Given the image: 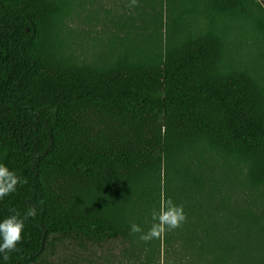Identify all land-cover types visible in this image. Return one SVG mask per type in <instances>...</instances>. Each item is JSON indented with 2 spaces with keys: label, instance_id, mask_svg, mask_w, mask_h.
Wrapping results in <instances>:
<instances>
[{
  "label": "trees",
  "instance_id": "1",
  "mask_svg": "<svg viewBox=\"0 0 264 264\" xmlns=\"http://www.w3.org/2000/svg\"><path fill=\"white\" fill-rule=\"evenodd\" d=\"M72 7L0 0V163L26 181L0 199L25 225L8 264L67 239H118L139 264H264V66L233 57L244 36L264 52V0H135L94 60L64 33ZM164 197L186 222L129 235Z\"/></svg>",
  "mask_w": 264,
  "mask_h": 264
},
{
  "label": "rangeland",
  "instance_id": "2",
  "mask_svg": "<svg viewBox=\"0 0 264 264\" xmlns=\"http://www.w3.org/2000/svg\"><path fill=\"white\" fill-rule=\"evenodd\" d=\"M129 13L135 14L132 0H73L64 31L73 53L80 59H97L108 48L112 32L115 31L114 22ZM196 20L198 25L200 23L199 27L207 25L206 20L201 17ZM221 24L232 28V25L239 23L227 20ZM221 24L219 23L220 26ZM246 37L244 36L241 43L247 44V49L233 51V57L235 60L248 59L250 64H257L261 69L264 66V52L249 49V37ZM129 254L128 246L118 239L102 244L86 242L83 246L67 239L48 248L40 264H139L144 259L137 252L133 256ZM154 264H164L162 256Z\"/></svg>",
  "mask_w": 264,
  "mask_h": 264
},
{
  "label": "clouds",
  "instance_id": "3",
  "mask_svg": "<svg viewBox=\"0 0 264 264\" xmlns=\"http://www.w3.org/2000/svg\"><path fill=\"white\" fill-rule=\"evenodd\" d=\"M135 0H133V3ZM26 183L14 170L9 169L5 164L0 163V199L14 192L18 184ZM11 215L0 219V264H8L9 253L17 249L22 240L24 230V219L20 218L15 209H10ZM36 209L28 208L24 217L35 216ZM153 224L143 232L140 225L131 223L129 235L140 234L142 241H151L160 238L165 232L177 229L186 222V213L183 204H176L171 198H162L158 209L152 212Z\"/></svg>",
  "mask_w": 264,
  "mask_h": 264
}]
</instances>
